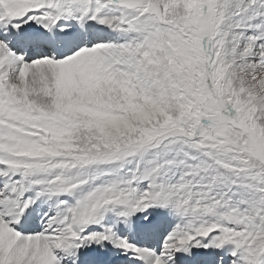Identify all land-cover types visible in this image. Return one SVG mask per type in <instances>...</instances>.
<instances>
[{
    "label": "snow or ice",
    "instance_id": "1",
    "mask_svg": "<svg viewBox=\"0 0 264 264\" xmlns=\"http://www.w3.org/2000/svg\"><path fill=\"white\" fill-rule=\"evenodd\" d=\"M0 264H264V0H0Z\"/></svg>",
    "mask_w": 264,
    "mask_h": 264
}]
</instances>
